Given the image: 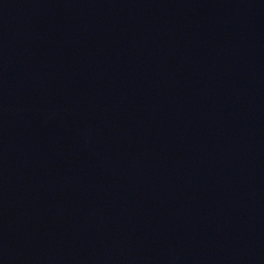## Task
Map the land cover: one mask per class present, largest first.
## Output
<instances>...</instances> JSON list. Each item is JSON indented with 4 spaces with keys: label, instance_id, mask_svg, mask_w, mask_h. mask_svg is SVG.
<instances>
[{
    "label": "water",
    "instance_id": "1",
    "mask_svg": "<svg viewBox=\"0 0 264 264\" xmlns=\"http://www.w3.org/2000/svg\"><path fill=\"white\" fill-rule=\"evenodd\" d=\"M0 264H264V0H0Z\"/></svg>",
    "mask_w": 264,
    "mask_h": 264
}]
</instances>
